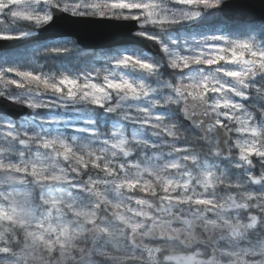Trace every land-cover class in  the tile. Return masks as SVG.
Segmentation results:
<instances>
[{
  "label": "snow or ice",
  "instance_id": "1",
  "mask_svg": "<svg viewBox=\"0 0 264 264\" xmlns=\"http://www.w3.org/2000/svg\"><path fill=\"white\" fill-rule=\"evenodd\" d=\"M0 264H264V0H0Z\"/></svg>",
  "mask_w": 264,
  "mask_h": 264
},
{
  "label": "water",
  "instance_id": "2",
  "mask_svg": "<svg viewBox=\"0 0 264 264\" xmlns=\"http://www.w3.org/2000/svg\"><path fill=\"white\" fill-rule=\"evenodd\" d=\"M106 26L103 24H93V25H87L88 29L91 30H103ZM58 33V29L56 28H52L49 29L46 33H44V35L46 36H55ZM82 39H84L85 42H89V43H95L98 41L92 40L90 39V37H88L87 35L83 36ZM139 39V38H138ZM141 43L143 44V46L147 49V44H144L142 41Z\"/></svg>",
  "mask_w": 264,
  "mask_h": 264
}]
</instances>
